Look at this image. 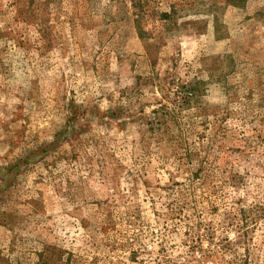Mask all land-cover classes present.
I'll return each instance as SVG.
<instances>
[{
  "label": "rangeland",
  "instance_id": "obj_1",
  "mask_svg": "<svg viewBox=\"0 0 264 264\" xmlns=\"http://www.w3.org/2000/svg\"><path fill=\"white\" fill-rule=\"evenodd\" d=\"M263 204L264 0H0V264H264Z\"/></svg>",
  "mask_w": 264,
  "mask_h": 264
},
{
  "label": "trees",
  "instance_id": "obj_2",
  "mask_svg": "<svg viewBox=\"0 0 264 264\" xmlns=\"http://www.w3.org/2000/svg\"><path fill=\"white\" fill-rule=\"evenodd\" d=\"M191 95H192V92H191ZM207 180H208V179H207L206 177L203 178V179L198 180V179L195 178V176H194V177H192V180H191V186H192V181H193L194 184H195V183H199V184H200L199 186H203V185L206 186V185H207ZM180 193H181V192H180ZM181 195L183 196V195H185V194L181 193ZM181 200H182V202H183V205H184L186 208H188L189 205H188V203L186 202V200L183 201V198H182ZM263 207H264V204H263ZM177 208H178L177 212L179 213L178 216H179L181 213L185 212V210H183V207L178 206ZM185 218H186V217H185ZM181 220H182V219H181Z\"/></svg>",
  "mask_w": 264,
  "mask_h": 264
}]
</instances>
